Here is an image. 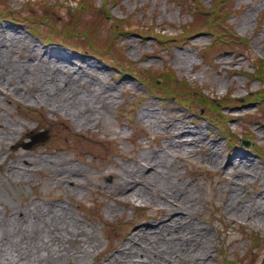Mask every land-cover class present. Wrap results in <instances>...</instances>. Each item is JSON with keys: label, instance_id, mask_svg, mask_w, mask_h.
Listing matches in <instances>:
<instances>
[{"label": "rangeland", "instance_id": "rangeland-1", "mask_svg": "<svg viewBox=\"0 0 264 264\" xmlns=\"http://www.w3.org/2000/svg\"><path fill=\"white\" fill-rule=\"evenodd\" d=\"M25 1L8 0V7L15 15H47L35 7L28 9ZM45 1L61 7L67 1L74 5L75 0ZM93 1L91 18L86 19L102 22V15L108 16V23L98 27L100 41L110 32L109 23L114 19H131L132 24L144 27L154 24L157 29L166 28L167 34L175 31L173 27L181 28L190 21L173 0ZM197 1L210 7L214 0ZM103 4L109 7L103 11L106 15L101 12ZM230 6L226 24L236 36L247 40V47L238 45L233 51L224 49L204 58L202 50L212 42L206 32L195 33L190 43L183 46L157 45L150 37L136 33L126 35L120 45L136 64L135 69L160 70L168 66L179 78L200 86L206 95L233 104L232 110L224 109L231 116L229 127L242 138L248 136L249 142L247 147L236 145L233 150L218 129L204 120L200 106L187 110L174 98L161 99L132 76H119L100 60L74 51L70 43L44 45L25 26L0 21V40L16 37L23 43L20 49H11L7 57L5 67L10 70L0 68V73H4L0 80V125H5L0 128V221L18 222L17 229L22 230L20 226H29L31 219L22 224L17 212H21L20 217L26 209L35 213L63 206L84 232L86 247L69 243V254L61 257L59 264H105L121 247H144L142 237L148 229L162 223L167 206L173 201L182 205L177 215L185 220V228L190 224L202 233L207 264H225L226 259H233L235 264H264V244L250 240L252 233L264 236V209L258 203L264 192V103L258 108L256 103L242 100L249 92L262 88L250 74L253 61L264 60V0H230ZM54 20L57 24L47 19L57 28L70 22L64 9L54 15ZM30 47L36 48L43 59L29 54ZM62 60L71 63L75 70L86 71L76 87L92 105L89 119L80 120L40 99L34 101L33 86L13 90L3 85L16 83L18 71L30 70L32 61L36 65L32 73L39 76L47 73L53 62ZM46 76L48 80L50 76ZM228 94L235 101L242 100L241 104L234 105ZM216 112L211 114L213 119L218 118ZM180 129L187 142L177 154L175 148L180 140L172 136ZM44 130L47 136L43 142L30 149L22 147L32 141L30 136ZM73 133L84 136L81 147L87 150L83 153L72 149L69 138ZM198 139L210 147L216 146L219 156L207 160L209 148L198 146ZM191 149L195 152L189 153ZM145 156L160 161L155 187L148 196L126 199L120 188L124 181L139 178L142 164L148 163L141 158ZM22 157L28 158L27 162L20 161ZM40 157L56 164H71L80 174V185L58 182L51 167L29 166ZM239 157L256 167L250 169L243 182L235 169H229ZM183 188L187 191L183 193L187 194L185 203L174 195L175 189ZM234 190L241 198L239 204L235 202ZM135 208L140 210L134 217ZM105 223L109 224L106 233ZM199 241L190 239L188 245ZM174 264L194 263L190 257L180 255Z\"/></svg>", "mask_w": 264, "mask_h": 264}, {"label": "bare ground", "instance_id": "bare-ground-1", "mask_svg": "<svg viewBox=\"0 0 264 264\" xmlns=\"http://www.w3.org/2000/svg\"><path fill=\"white\" fill-rule=\"evenodd\" d=\"M12 37V36H11ZM23 43L16 37L0 40V68L2 71H9L5 65L8 63L7 57L11 49H20ZM28 53L37 57L36 48L30 47ZM38 60L42 58L37 57ZM43 59V58H42ZM30 70L18 71L16 83L4 82V86H10L13 90L19 87H35L36 91L33 96L34 101L40 99L45 104L52 107H61L65 113L78 117L80 120L89 119L91 116L90 107L92 105L86 97L76 87L86 71L75 70L71 63L65 60L56 61L48 68L47 73L39 76L33 75V63ZM44 64V63H40ZM82 67V66H81ZM20 69V68H18ZM49 75L47 80V76ZM4 73H0V80H3ZM10 79H13L10 76ZM37 80V81H36ZM36 81V82H35ZM34 82V83H32ZM32 83V84H31ZM98 92H95L97 94ZM5 125H0L4 128ZM180 129L172 138L180 140L179 145L175 148V153H179L182 144L187 142L186 136L180 133ZM198 146H203L205 150L209 148L207 160H214L219 156L216 146L210 147L203 139L197 140ZM190 152H195L190 150ZM148 163L142 164L139 178L131 181H124L120 188L126 199L143 198L150 195L155 185V177L158 174L160 161L152 157H141ZM26 157L20 158V161L27 162ZM30 167L48 166L52 168V176L60 183H73V187L80 185L79 172L71 164H56L54 160L46 157H40L38 161L29 164ZM235 169L239 180L243 182L252 169L256 170L250 162L239 157L236 162L230 163L229 169ZM251 169V170H250ZM245 184V183H244ZM185 189H175V198L185 203L187 194ZM235 202L241 203V198L234 190ZM259 207L264 209V192L258 199ZM242 209L245 205L242 204ZM182 205L176 202H170L167 206V212L162 219V223L153 230L148 229L144 238V247L120 248L113 254L105 264H174L175 258L180 255L190 257L194 264H207V254H204V241L202 233L188 224L185 228V220L177 215ZM240 210V209H239ZM21 212L16 213L18 221L22 224L30 220L29 226H20L22 230L17 229V224L5 223L0 221V264H59L63 256L69 254V243H78L82 249H85L86 242L84 232L81 230L77 221L73 220L63 206L49 207L44 211L26 209L22 216ZM264 220V216L262 217ZM40 220V222H39ZM199 242L189 246L190 239H198Z\"/></svg>", "mask_w": 264, "mask_h": 264}, {"label": "trees", "instance_id": "trees-1", "mask_svg": "<svg viewBox=\"0 0 264 264\" xmlns=\"http://www.w3.org/2000/svg\"><path fill=\"white\" fill-rule=\"evenodd\" d=\"M28 5L31 4V0H27ZM36 1V0H35ZM37 6L42 11H46L47 15L39 17L35 14H29L28 16H22V18L16 17L10 12L8 8L7 0H0V19H8L16 23H25L29 26L30 33L41 40L43 43H62L70 42L77 48L92 51L94 55H98L101 60L102 57H106L113 61L114 67L120 71L121 74H133V77L138 79L141 83L148 87L155 89L161 93L174 95L182 104L189 108H196L199 105L205 107L212 114L214 111L219 115L218 121L225 124L227 117L220 114L221 109L224 108V104L219 101H214L203 96L202 90L198 87H192L185 80H178L175 73L170 69H164L162 71H142L139 74H134L135 68L129 64H126L125 60H119L114 55V46L116 40L119 39L126 32L124 31V24L130 26L123 20H115L110 26L109 36L107 40L101 44L98 40V27L104 23V17L102 22L95 20H87L89 11L94 7L93 0H78L75 8L67 6V18L70 21L68 26L61 28L54 27L47 19L57 24L52 14L60 12L63 8L66 10V6L58 7L51 5L46 1L37 0ZM180 4L181 9L192 18L191 22L184 26L187 31L193 29H206L212 36V47L221 51L222 49L232 50L238 45L244 44L247 47L245 39L237 37L235 33L226 25L227 14L229 13V0H215L211 8H204L197 0H176ZM36 4V3H34ZM55 10H58L56 12ZM137 28V27H136ZM44 29H48L43 31ZM153 29H150L152 32ZM134 32L140 33L139 30ZM166 39H171L166 36H157L160 43H164ZM122 54V51L120 52ZM254 73L252 77H255L264 84V61L257 59L254 63ZM247 102H260L264 100V89L249 94L246 97Z\"/></svg>", "mask_w": 264, "mask_h": 264}]
</instances>
